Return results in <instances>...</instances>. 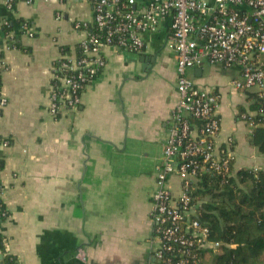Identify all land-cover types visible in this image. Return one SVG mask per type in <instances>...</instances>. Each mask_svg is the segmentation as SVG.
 I'll use <instances>...</instances> for the list:
<instances>
[{
    "label": "crops",
    "instance_id": "1",
    "mask_svg": "<svg viewBox=\"0 0 264 264\" xmlns=\"http://www.w3.org/2000/svg\"><path fill=\"white\" fill-rule=\"evenodd\" d=\"M92 17L81 0H15L11 8L0 0V26L11 21L16 37L9 45V33L0 31L1 93L8 101L0 136L10 141L0 150L1 200L9 212L1 231L22 264H151L158 245L152 192L167 121L179 100L169 22L144 36L140 54L106 48V65L79 107L54 118L53 67L63 48L75 56L86 37L75 22ZM188 74L221 95L219 144L235 138L234 169L264 170L248 125L237 121L238 107L249 106L232 87L239 69L205 64Z\"/></svg>",
    "mask_w": 264,
    "mask_h": 264
},
{
    "label": "built area",
    "instance_id": "2",
    "mask_svg": "<svg viewBox=\"0 0 264 264\" xmlns=\"http://www.w3.org/2000/svg\"><path fill=\"white\" fill-rule=\"evenodd\" d=\"M81 1L90 6L92 21L75 22V28L86 33L79 43L82 55L62 53L53 67L56 83L52 84L49 113L59 118L79 107L85 88L106 65V48L140 54L146 47L144 36L157 33L168 21L179 100L170 112L162 159L156 167L150 215L158 245L151 253V264H204V253H216L220 245L209 240L208 228L199 221L202 201L197 203L194 194L203 176L232 175L236 140L229 136L219 144L221 95L199 87L188 73L205 64L237 67L234 90L264 97V0ZM14 2L6 0L9 8ZM7 42L16 43L12 31ZM5 70L0 55V79ZM7 105L0 83V118ZM254 118L255 114L246 112L237 121L248 125L251 132ZM9 146L10 141L0 136V150ZM2 166L0 157V173ZM79 258L86 262L83 250Z\"/></svg>",
    "mask_w": 264,
    "mask_h": 264
},
{
    "label": "trees",
    "instance_id": "3",
    "mask_svg": "<svg viewBox=\"0 0 264 264\" xmlns=\"http://www.w3.org/2000/svg\"><path fill=\"white\" fill-rule=\"evenodd\" d=\"M0 28L7 35L14 27L9 21V25ZM88 29L92 31L93 25ZM63 51L69 53V47ZM75 54L82 55L79 45ZM246 96L249 106H239V114H255L249 144L264 156V97L256 93ZM194 197L197 203L202 201L198 219L208 228L209 240L220 245L218 252L204 253V260L208 258L212 264H264V170L233 167L232 175L226 178L205 175ZM8 216V209L0 199V264H22L8 251L7 239L1 231Z\"/></svg>",
    "mask_w": 264,
    "mask_h": 264
},
{
    "label": "rangeland",
    "instance_id": "4",
    "mask_svg": "<svg viewBox=\"0 0 264 264\" xmlns=\"http://www.w3.org/2000/svg\"><path fill=\"white\" fill-rule=\"evenodd\" d=\"M263 64H264V60H263ZM236 169V167H235ZM204 264H212V262L207 258L204 260Z\"/></svg>",
    "mask_w": 264,
    "mask_h": 264
}]
</instances>
